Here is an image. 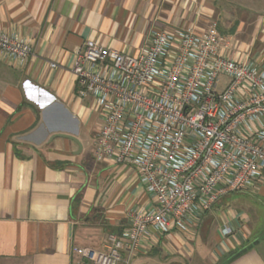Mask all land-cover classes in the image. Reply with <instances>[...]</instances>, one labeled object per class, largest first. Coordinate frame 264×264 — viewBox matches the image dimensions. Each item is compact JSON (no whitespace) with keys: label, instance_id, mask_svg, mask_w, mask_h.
<instances>
[{"label":"crops","instance_id":"0c3cea01","mask_svg":"<svg viewBox=\"0 0 264 264\" xmlns=\"http://www.w3.org/2000/svg\"><path fill=\"white\" fill-rule=\"evenodd\" d=\"M214 23L229 57L264 55V0H0V27L33 51L21 67L0 59V264L81 262L77 248L106 250L151 202L131 167L94 158V101L78 98L71 71L86 41L137 54L152 31ZM207 214L194 235L156 233L131 264H218L241 247L227 264H264V232L251 237L246 212Z\"/></svg>","mask_w":264,"mask_h":264},{"label":"built area","instance_id":"2783aa9c","mask_svg":"<svg viewBox=\"0 0 264 264\" xmlns=\"http://www.w3.org/2000/svg\"><path fill=\"white\" fill-rule=\"evenodd\" d=\"M231 48L214 23L152 31L137 54L92 39L77 52V96L93 99L98 116L94 158L131 167L151 202L106 250L77 248L75 264H131L156 233L194 235L222 197L264 189V55L238 59ZM32 53L0 27V59L21 67Z\"/></svg>","mask_w":264,"mask_h":264},{"label":"rangeland","instance_id":"374dc122","mask_svg":"<svg viewBox=\"0 0 264 264\" xmlns=\"http://www.w3.org/2000/svg\"><path fill=\"white\" fill-rule=\"evenodd\" d=\"M222 79L225 81V78ZM97 120L98 116L95 122L96 126L93 122L92 127H97ZM91 136V134H88L90 138L89 150L92 149ZM226 210H230L233 213L244 211L248 214L244 225L248 228V232L252 233L251 237H256L264 232V189L259 192L239 191L228 194L227 197L207 212L206 223L216 220V215L219 211L225 212ZM225 217L228 216L226 215ZM203 229L205 228L203 227ZM202 231L204 232V230Z\"/></svg>","mask_w":264,"mask_h":264},{"label":"trees","instance_id":"16d2710c","mask_svg":"<svg viewBox=\"0 0 264 264\" xmlns=\"http://www.w3.org/2000/svg\"><path fill=\"white\" fill-rule=\"evenodd\" d=\"M225 197L227 196H224L222 197L221 199H219L215 204L217 205L222 199H224ZM213 206V207H214ZM246 251V248L245 247H241V248H238V249H234L230 252H228L226 255H224V257L219 261L218 264H227L229 263L230 261L234 260L235 258L239 257L240 255H242L244 252Z\"/></svg>","mask_w":264,"mask_h":264},{"label":"water","instance_id":"95a60500","mask_svg":"<svg viewBox=\"0 0 264 264\" xmlns=\"http://www.w3.org/2000/svg\"><path fill=\"white\" fill-rule=\"evenodd\" d=\"M61 135L75 140L76 142L79 143L80 147L82 148V144L80 143V141L76 137H74L72 135H68V134H61Z\"/></svg>","mask_w":264,"mask_h":264}]
</instances>
